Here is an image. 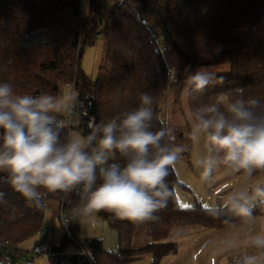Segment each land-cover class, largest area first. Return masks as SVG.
Listing matches in <instances>:
<instances>
[{"label": "trees", "instance_id": "trees-1", "mask_svg": "<svg viewBox=\"0 0 264 264\" xmlns=\"http://www.w3.org/2000/svg\"><path fill=\"white\" fill-rule=\"evenodd\" d=\"M104 1H90L91 22L103 28L100 33L107 40V56L98 68L97 78L92 79L80 69L77 55L80 0H0V83H11L18 95L33 96H60L61 87L70 84L76 96L70 119L76 127L69 126L66 131L77 128L85 136L93 121H106L138 107L140 92L154 97L153 130L167 127L161 105L168 90H184L188 75L201 65L229 64L230 69L217 74V82L195 94L189 108L207 104L221 94L234 96L237 90H243L245 98L264 101V0H117L106 10ZM151 27L162 30L171 54L180 59L178 79H171ZM111 102L117 109L106 113L105 107ZM190 149L186 147L185 153ZM167 180L175 192L154 223L136 226L114 219L106 211L98 212L119 233L117 253L105 251L102 242L93 239L82 246L86 255H65V249L75 244L65 232L48 256L49 264H127L144 255H151L153 264H160L178 250L177 243L170 240L175 227L202 224L226 229L244 224L239 217L215 216L214 208H182L177 190L183 184L175 171ZM0 193L7 202L0 204V241L17 246L41 232L53 204L55 212L64 214L73 213L80 204L75 193H49L45 207L35 209L11 190L2 173ZM254 216H264V210L258 208ZM225 219L230 223H224ZM142 228L150 230L151 242L134 248V236ZM8 256L6 249L0 250V264H8Z\"/></svg>", "mask_w": 264, "mask_h": 264}, {"label": "clouds", "instance_id": "clouds-1", "mask_svg": "<svg viewBox=\"0 0 264 264\" xmlns=\"http://www.w3.org/2000/svg\"><path fill=\"white\" fill-rule=\"evenodd\" d=\"M212 82L216 73L210 68L190 73L185 81L189 100ZM75 101V94L18 95L11 83H0V173L8 186L38 210L49 193H75L80 198L76 216L106 211L136 226L158 221L157 213L175 192L167 178L186 146L176 143L171 127L153 130L154 97L140 92L138 107L93 121L86 136L66 131ZM188 116L190 139L204 143L196 161L203 182L215 183L221 169L246 180L264 173V101L237 90L234 96L221 94L190 107ZM0 204H7L3 193ZM258 208L264 210V183L227 192L214 205V215L248 223ZM223 244L225 250L239 247L234 239ZM246 245L255 251L241 255L236 264H264V231L247 236Z\"/></svg>", "mask_w": 264, "mask_h": 264}, {"label": "rangeland", "instance_id": "rangeland-1", "mask_svg": "<svg viewBox=\"0 0 264 264\" xmlns=\"http://www.w3.org/2000/svg\"><path fill=\"white\" fill-rule=\"evenodd\" d=\"M90 1L91 0H80L81 13L78 20L79 32H80V43L77 51V55L80 54V69L84 71L87 75L91 76L92 79H96L98 76V68L101 65L104 58L107 56L106 52V44L107 40L103 37L100 31L103 28H100L99 25L94 27L91 21L93 19L90 16ZM117 0H105L104 6L105 10L112 5L116 4ZM98 16H96V20ZM99 19V23H100ZM102 22V20H101ZM152 33V38L156 40L157 51H161L164 55V58L168 64L171 79H178V75L182 71V63L180 59L176 55H172L170 49L166 43L164 34L162 30L158 27H151L150 29ZM204 67L210 68V71L217 74H224L228 72L230 69L229 64L225 65H201L198 66L197 69ZM70 84L63 85L60 89V96L64 95H73L72 88ZM119 100V98L117 99ZM113 104V105H112ZM107 109L106 113H110L116 108V104L111 102V105L105 107ZM189 111V99L185 89L181 92H178L176 89L171 88L167 92V97L165 102L161 105V117L165 121L167 127H171L174 129V133L176 136V142L178 144H183L186 147H190V150H187V155H189L192 151V140L189 137V130L191 126V121L188 116ZM72 115V113L70 114ZM73 123V121H72ZM70 128L76 127V124L69 125ZM72 133L81 132L75 128L71 131ZM198 147L200 142L197 143ZM196 148V143H195ZM200 150V147H199ZM195 151V149H194ZM184 154V153H183ZM182 154V155H183ZM186 155V156H187ZM183 157L181 158V160ZM187 159V158H186ZM193 164V162H191ZM188 166V163H187ZM188 168V167H187ZM189 169V168H188ZM190 170V169H189ZM175 173L177 174V178L184 185L185 183L191 185V190L193 192L192 197L189 194H178L179 197V205L186 204L193 206H202L207 205L203 200L200 193L199 184L196 183L195 178L189 174V172L181 171V167L179 166V162L176 163ZM193 174V171H190ZM185 182V183H184ZM190 190V189H188ZM56 204V203H55ZM53 204L52 211H56V205ZM208 206V205H207ZM50 211V210H49ZM65 212H55L54 227H55V235L52 241H46V234L49 231V215L46 213L43 230L46 232L45 236L44 232H40L36 236L25 240L21 244L13 245L17 247L20 252L18 258L13 259V264H49L50 257L49 255H39L36 254V250L42 244H50L51 246L58 245L64 233L66 232L62 223H61V215ZM70 218V229L72 233H74L75 244L71 243L66 249L64 254L70 255L79 253L81 247L85 244L86 240L97 239L102 242L103 249L107 252L117 253L120 250L119 244V233L111 228L107 221L101 217V215L97 212L91 216H76L73 213L66 214ZM194 226V227H191ZM205 225L202 224H192L186 226L175 227L170 232V240L177 243V252L169 254L168 258H166L163 263L160 264H180L183 261L181 255L185 253V260L188 253H204L203 257L206 256V253H221L219 249L222 248L223 241L221 237H216V235H220L228 232L226 228L225 231L223 229H213L205 231ZM233 228V227H232ZM191 230V234H190ZM221 230V231H220ZM42 231V230H41ZM200 231V232H199ZM199 232V233H198ZM198 234V235H197ZM42 240H40V238ZM151 242V234L148 228L139 229L133 240V247L140 248L145 246ZM215 247V249H213ZM167 257V256H166ZM205 258V257H204ZM203 261H198L195 264H203ZM127 264H153V258L151 255H144L141 259L135 260L133 262Z\"/></svg>", "mask_w": 264, "mask_h": 264}, {"label": "crops", "instance_id": "crops-1", "mask_svg": "<svg viewBox=\"0 0 264 264\" xmlns=\"http://www.w3.org/2000/svg\"><path fill=\"white\" fill-rule=\"evenodd\" d=\"M199 147H200V150H199ZM199 147L196 143V148H195V143H193L192 141L191 153L187 155L184 152V154L182 155L183 159L182 160L180 159L178 162H179V166L181 167V171L189 172V174H191L195 178L196 183L199 184V187L201 188L200 193L202 196V200L208 205L207 207L214 208V205L218 204L221 201L222 197L227 192L232 191L236 188L242 187L246 184L255 185L256 183H264V173L254 175L251 178V180H246V178L241 173L226 174L223 169L219 170L215 174L216 176L215 183L208 184V183L203 182L201 178V169L196 164L197 159L205 151L203 140H201ZM191 162H193V164ZM187 163H188V166H187ZM191 170L193 171V174L190 172ZM185 184L186 185L183 184L184 186L183 188L177 190V200L179 199L178 194H189L192 197L193 192L191 190V185L187 183ZM54 213L55 212L52 210L48 211L49 231L47 232V234L46 232H44L43 229L41 231L42 233L44 232L43 237L46 234V238H47L46 241L48 240L52 241L55 235V227H54V221H53V218H55ZM191 227H194V226H191ZM213 229L215 228L205 227V231L213 230ZM223 231H225V229H223ZM262 231H264V216L256 217L254 220L248 223H244L240 226L230 228L228 229V232L225 231V233L216 235V237L217 236L221 237L222 239H224V241L229 240V239L236 240L239 245L238 248L233 249V250H225V245L223 244L222 248L221 247L217 248L220 250L221 253H206V256H204L205 258L203 257L204 253H188L186 256V262H184L185 253H182L181 257L183 261H181L180 264H195L201 260L203 261L202 262L203 264H236V260L241 255L246 254V253L250 254L255 251V249H251L247 247L246 245L247 236H249L250 234L254 235ZM190 234H191V230H190ZM43 237H41L40 240H42ZM213 249H215V247ZM75 254H78V253H75ZM166 258H168V256L165 257L161 263H163V261ZM173 264H175V261H173Z\"/></svg>", "mask_w": 264, "mask_h": 264}, {"label": "built area", "instance_id": "built-area-1", "mask_svg": "<svg viewBox=\"0 0 264 264\" xmlns=\"http://www.w3.org/2000/svg\"><path fill=\"white\" fill-rule=\"evenodd\" d=\"M71 125H72V121H71ZM61 223H62L66 233L71 237L73 242L76 243L77 241H75L74 233H72V231L70 229V224H71L70 218L66 214L61 215ZM4 249H6L7 252L9 253V256L7 258L8 264H13L12 260L18 258L20 255L19 250L17 249V247L11 245L8 241H0V250H4ZM53 250H54V246H51L50 244H42L36 250V254L51 255L53 253ZM79 254L86 255L87 252L83 247H81Z\"/></svg>", "mask_w": 264, "mask_h": 264}, {"label": "snow or ice", "instance_id": "snow-or-ice-1", "mask_svg": "<svg viewBox=\"0 0 264 264\" xmlns=\"http://www.w3.org/2000/svg\"><path fill=\"white\" fill-rule=\"evenodd\" d=\"M182 208H190L191 205H186V204H181ZM205 208H207V205L204 206Z\"/></svg>", "mask_w": 264, "mask_h": 264}, {"label": "water", "instance_id": "water-1", "mask_svg": "<svg viewBox=\"0 0 264 264\" xmlns=\"http://www.w3.org/2000/svg\"><path fill=\"white\" fill-rule=\"evenodd\" d=\"M100 23H101V20H100Z\"/></svg>", "mask_w": 264, "mask_h": 264}]
</instances>
